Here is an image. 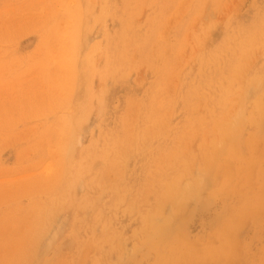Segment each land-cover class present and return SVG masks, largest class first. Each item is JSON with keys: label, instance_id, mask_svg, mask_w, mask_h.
I'll use <instances>...</instances> for the list:
<instances>
[{"label": "rangeland", "instance_id": "1", "mask_svg": "<svg viewBox=\"0 0 264 264\" xmlns=\"http://www.w3.org/2000/svg\"><path fill=\"white\" fill-rule=\"evenodd\" d=\"M0 264H264V0H0Z\"/></svg>", "mask_w": 264, "mask_h": 264}]
</instances>
